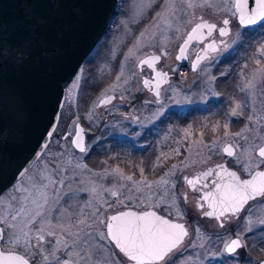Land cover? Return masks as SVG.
I'll list each match as a JSON object with an SVG mask.
<instances>
[{
	"label": "snow or ice",
	"instance_id": "snow-or-ice-1",
	"mask_svg": "<svg viewBox=\"0 0 264 264\" xmlns=\"http://www.w3.org/2000/svg\"><path fill=\"white\" fill-rule=\"evenodd\" d=\"M81 2L22 0L19 18L8 23L0 16V105L9 70L18 77L29 69L39 72L59 57L71 38ZM154 8L159 10L127 49L115 81L92 102L85 119L93 121L98 108L110 113L114 100L128 102L133 89L150 92L152 98L142 103L156 106L144 119L121 113L139 128L162 120L170 106L183 111L213 98L219 101L222 94L212 87L216 76H209L207 90L194 100L171 84L168 71L157 68L169 55L174 36L180 41L177 61L188 59L190 50L202 45L192 52L193 72L207 73L209 65L245 49L236 85L243 96H229L224 122L211 125L212 132L221 135L207 143L204 132L197 135L191 123L173 125L170 131L180 136L175 143L187 141L189 150L195 146L197 151L194 157L172 163L159 179L149 180L138 165L134 167L139 178L119 165L94 171L75 154L87 156L92 147L86 143L88 132L80 117L60 135L62 113L55 111L43 142L33 152L34 160L17 170L19 178L7 197L0 195V264H241V250L246 258L258 251L255 264H264V218L254 220L252 215L256 205L264 207V0H130L119 27L130 31V24L139 23ZM62 9L70 11L65 15ZM208 10L219 20L207 19ZM145 67L154 75H142ZM83 73L78 67L55 101L56 109L71 102ZM228 75L220 72L221 77ZM167 92L172 94L166 102ZM231 118L244 120V127L231 131ZM141 134L132 130L131 138ZM121 135L126 140L129 132L121 128ZM173 156H181L180 147L160 151L152 171ZM214 156L229 159L211 163ZM197 165L200 170L186 174ZM108 177L115 182L106 187ZM185 189L197 194L195 208L216 222L215 231L207 233L198 225L190 231L182 207L189 203Z\"/></svg>",
	"mask_w": 264,
	"mask_h": 264
},
{
	"label": "flooded vegetation",
	"instance_id": "flooded-vegetation-1",
	"mask_svg": "<svg viewBox=\"0 0 264 264\" xmlns=\"http://www.w3.org/2000/svg\"><path fill=\"white\" fill-rule=\"evenodd\" d=\"M120 1V8L117 12V14L122 9L123 0ZM159 0L157 1V3ZM159 8H154L152 11H149L147 14V17L144 18L142 21L140 20L139 23H132L131 26V35L130 37H126L123 43H125L117 53L113 56L115 57L114 61L110 62V71L111 75H109V79H107L108 85L103 86V83L100 82V78L98 77L99 74H104L99 70L98 63L103 60L104 62L108 61L110 58V44L108 43V40H105L104 37L107 33L110 31V27L106 29L104 34L102 35L99 43L97 44L96 48L93 50V52L86 58L83 67L85 66V71L82 79H85V83L87 84L89 80L92 78L97 77V81L102 83L101 86H95L96 90H93L95 93V99L103 92L105 88H108L111 83H113L116 79V75L119 72L120 63L124 57V54L126 52L127 45L131 46L132 43L135 40V37L139 35V32L144 29L146 25L151 23L150 19L155 15V11H158ZM150 12H153V14H150ZM116 14V15H117ZM217 19H214L210 16L206 15L207 19L211 20H219V16H215ZM219 39V37H217ZM180 42V41H179ZM178 42V43H179ZM177 46L174 49V53L169 54V57L171 59L174 57V61H171L168 65L165 67L162 66V62L164 61V58L162 57L161 61L157 64V68H162L164 71L169 72L170 76V82L174 87H177V90L181 94H189L193 97L194 100H198L200 95L204 93L208 88V79L209 76H216L217 80L213 83L212 87L216 92L221 93V97L219 98V101L215 98L211 99L210 102L207 105H199L194 104L190 107H185L183 111H181L176 106H170L168 108V111L164 118L160 121H156L154 124L149 125L147 128H139L136 125H130L127 120H123V116L121 113L124 114H135L141 117V119H144L145 117H149L151 115V112L155 110V105H143V100L145 99H151L152 94L150 92L144 91V92H137L135 89H133L132 94L128 96V102L121 104L118 101L114 100L113 104H116L115 108H111V112L109 114L115 115L114 118H112V122L104 123L102 122L100 125H98L99 131L95 133L94 135L88 133L86 137V143L90 145L91 138H95V143H92L91 150L87 156H83V154H80L78 151H76V155L79 154L82 156L85 163L88 164L90 168H92L94 171H101L104 167H116L119 165L122 167V164L120 162V159H126L130 160L131 162H135L136 166L137 164H140L142 166H146L147 172H152L151 165L155 161L156 156L161 151L171 152V149L180 147L181 156L176 157L173 156L171 159L166 161L164 163L163 167L157 168L155 171H153V175H155V179H158L160 176L164 174L165 171L168 170V167L172 163H179L181 159H185L190 154L193 155L197 151L195 146L189 150V142L182 141L181 145H177L175 143L176 140L180 139V136L178 135L177 131H170L173 125L176 126V128L183 127L184 125L191 123L193 125L194 131L198 135L199 132H204V139L205 142L210 143L212 139H214L216 136L221 135L220 132L213 133L211 130V125L214 124L217 120H220L222 123L224 122V113L227 110L228 107V97L229 96H235L237 99L242 98L243 94L239 93L238 89L236 88V85L240 81L239 73L241 71V66L245 62V49L244 48H238L235 52L232 53L231 56L226 57L225 59L213 63L208 66L207 73L200 72L199 70L197 72H193L191 70V63L194 60V55H192V52L198 51L202 45H195L193 49L190 50L189 57L186 60L177 61L175 59V56L177 55ZM99 47V48H98ZM172 51V48L171 50ZM95 52H97L95 54ZM96 55L95 58L91 59V63H88L90 58L93 55ZM173 54V55H172ZM101 61V62H103ZM114 63V65H113ZM98 65V67H97ZM203 66V65H202ZM146 72L142 75L145 76H151L154 75L150 69H147V67L144 68ZM172 69H176L175 72L172 71ZM139 70V69H138ZM225 71L228 72L229 75L227 77H221L220 72ZM106 74V73H105ZM82 81V80H81ZM104 81V80H103ZM165 88L167 85L164 86ZM98 89V90H97ZM171 92L164 93L165 99L167 102V96L171 95ZM127 95V94H126ZM132 97H136V99H133ZM110 107V106H109ZM65 108V109H64ZM92 108L89 107L88 111ZM75 112V106L70 104H65V106L62 108V116L60 121V126L58 128V133L60 135H63L68 125H70L71 120L75 119L71 115ZM70 114V115H68ZM69 116V117H68ZM107 118V117H106ZM231 131L236 132L239 131L241 128L244 127L245 121L239 118H231ZM104 121V120H103ZM81 124L85 126L86 131L88 132L89 127L94 129L93 123H87L86 119L83 118V121H81ZM209 125V127L205 128L204 125ZM128 128L131 130H138L142 134L141 136L137 137L135 140L133 139H123L118 136V134H112L111 131L116 132L119 128ZM167 137V139H165ZM59 138V137H57ZM196 137L194 136L193 139ZM142 141L144 142V146L138 145V142ZM160 145L162 148H160ZM55 148V145H54ZM160 149V150H159ZM136 152V154H135ZM138 152V155H137ZM140 155V156H139ZM130 156V157H129ZM140 157V160H138L137 157ZM110 157H115V159H110ZM225 159H229L227 157H219L214 156L213 161L211 163L216 162H222ZM107 160V165L103 164L102 162ZM143 161V163H141ZM230 167H234L233 165H229ZM201 166L197 165L195 168L188 169L186 174L191 175L197 170H200ZM135 170H137L136 167H134ZM138 171V170H137ZM178 187H180V184H178ZM187 190V189H185ZM189 194V203L188 205H182V207L185 210V218L187 221V224L190 225V231H192L197 225L201 227V229L207 233H211L216 230L215 224L216 222L212 219L202 217L199 212L195 208V198L197 194L192 193L191 190H187ZM253 219L257 220L259 218H264V207H261L260 205H256V207L253 209ZM258 237H253V239H257ZM242 255L240 257L241 264H255L256 258L259 256L258 251H251L250 256L246 258L245 254L243 253V250H241Z\"/></svg>",
	"mask_w": 264,
	"mask_h": 264
},
{
	"label": "water",
	"instance_id": "water-1",
	"mask_svg": "<svg viewBox=\"0 0 264 264\" xmlns=\"http://www.w3.org/2000/svg\"><path fill=\"white\" fill-rule=\"evenodd\" d=\"M118 8L119 0H82L71 38L50 67L39 72L29 69L19 77L9 70L8 88L0 105V195L19 178L17 170L34 160L33 152L43 142L53 113L61 112L55 107L61 90L96 47ZM69 11L61 10L65 15ZM22 14V0H0V16L6 22Z\"/></svg>",
	"mask_w": 264,
	"mask_h": 264
},
{
	"label": "rangeland",
	"instance_id": "rangeland-1",
	"mask_svg": "<svg viewBox=\"0 0 264 264\" xmlns=\"http://www.w3.org/2000/svg\"><path fill=\"white\" fill-rule=\"evenodd\" d=\"M158 1V0H157ZM130 3V0H123V4H122V9L120 10V12L118 13V16H116V17H114V19L112 20V24H111V26H110V31H109V33H107L106 34V36L104 37V42L103 43H105V40H108V43L110 44V46H109V48L111 49L110 50V58L111 59H109L108 61H106V62H104L103 60H101V61H103V62H99L98 63V65H99V70L101 71V72H103L104 73V71H105V73L104 74H99V78L101 79V80H107V79H109V75H111V71H110V68H111V66H110V62L112 61H114V59H115V57L113 58V56L117 53V51L119 50V48H121V46H123L125 43H123L124 42V40L126 39V37L128 36V37H130L129 35H131L130 33H131V26H129L130 27V31H128V30H125V29H122V28H120L119 27V22H120V20L121 19H124V14L126 13V11H127V6H128V4ZM152 11V10H151ZM150 14H153V12H150ZM207 16H210V17H212V18H214V19H217L215 16H217V15H213L212 14V12H211V10H208V12H207V14H206ZM146 17H147V15H146ZM145 17V18H146ZM143 20V19H142ZM141 20V21H142ZM150 21H151V19H150ZM150 24V23H149ZM131 25V24H130ZM178 42L179 41H177L175 38H174V36H173V39L169 42V44H168V53L169 54H171V53H174V49H175V47L177 46L176 44H178ZM123 44V45H122ZM132 46V45H131ZM131 46H129V45H127V48H126V52H127V49L129 48V47H131ZM99 48V47H98ZM171 48H172V51H170L171 50ZM113 50H114V54H113ZM125 52V53H126ZM97 52H95V54H96ZM93 55L91 58H90V60H89V62L88 63H91V59H93V58H95L96 57V55ZM173 55V54H172ZM164 58V61L162 62V66H166V65H168L171 61H174V57L171 59V57H169V55L167 56V57H163ZM123 59H124V57H123ZM123 59H122V61H123ZM111 60V61H110ZM98 65H97V67H98ZM113 65H114V63H113ZM83 69H84V71H85V66L83 67ZM136 71L139 73L140 72V70H138V69H136ZM146 72V70L144 69L143 70V73L142 74H144ZM83 75H84V73H83ZM85 80V79H84ZM103 83V82H102ZM102 83H101V85H102ZM133 83H135V82H133ZM112 84V83H111ZM101 85H99V86H101ZM105 86V85H104ZM82 87V86H81ZM93 90H95V86L93 87V89L91 90V92H86L85 94H84V101H83V99H81V97H82V94H81V88H80V90L77 92V91H74L73 93H72V96H71V102L70 103H68V104H70V105H74L75 106V112H74V114H72L71 116L72 117H76V116H79L80 117V120L81 121H83V118H85V116H86V114H87V112H88V109H89V107H91L92 106V102L95 100V97H94V94H93ZM98 90V89H97ZM93 94V95H92ZM117 95H119V93H117ZM117 102V104H118V100H116ZM116 105V104H115ZM110 108H111V106H110ZM65 109V108H64ZM95 113H96V118L93 120V121H88V120H86V122L89 124H91V123H93V126H94V129L95 130H93V128H90L89 127V129H90V131H89V129H88V133L90 134V136L93 134H95V133H97L98 131H99V127H98V125H100L102 122H104V123H106V121L107 122H112L113 120H112V118H114L115 117V115H111V114H109L108 113V111H105L103 108H98V109H95ZM68 115H70V114H68ZM69 117V116H68ZM107 117V118H106ZM104 120V121H103ZM124 120V119H123ZM121 128H123V126H121ZM121 128H119L116 132H113V131H111V133L114 135V134H118V136L119 137H121V138H123L122 137V135H121ZM124 130H126V131H128L129 132V136H128V138L127 139H132L131 138V130L130 129H128V128H123ZM96 135V134H95ZM124 139V138H123ZM95 138H91V141H90V145H92V143L94 144L95 143ZM144 142H142V141H139L138 142V145H142V146H144ZM160 148H162V146L160 145ZM160 150V149H159ZM161 151V150H160ZM76 156H81V155H79V154H77ZM120 162H121V164H122V167H120L126 174H132V173H136V178H139V174H138V171L137 170H135L134 169V166H136V163L135 162H131L130 160H126V159H123V158H121L120 159ZM38 163V162H37ZM138 166H140V167H144L145 168V174H146V176H147V178L149 179V180H156L155 179V175H153L154 173H153V171L150 173L149 171L147 172V169H146V166H142V165H140V164H137ZM114 167V166H113ZM113 167H109V168H113ZM99 170H97V172H98ZM155 176V177H154ZM159 179V178H158ZM115 181H114V179L112 178V177H108L105 181H104V184H105V186L107 187V186H111V184L112 183H114ZM16 183V182H15ZM11 188H12V185L7 189V190H5L1 195H3L4 197H7V195L11 192ZM195 250H193V249H189V253H192V252H194ZM177 264H179V261L177 262Z\"/></svg>",
	"mask_w": 264,
	"mask_h": 264
},
{
	"label": "trees",
	"instance_id": "trees-1",
	"mask_svg": "<svg viewBox=\"0 0 264 264\" xmlns=\"http://www.w3.org/2000/svg\"><path fill=\"white\" fill-rule=\"evenodd\" d=\"M100 82H103V86L104 85H108V80H105V81H103V80H101L100 79ZM100 82H98L97 81V77H95V78H92L91 80H89V82L86 84L85 83V80L84 79H82V81H81V94H82V97H81V99H83V101H84V94L86 93V92H91V90L93 89V87L94 86H99V85H101V83ZM96 90V89H95ZM93 94H95L94 93V91H93ZM92 94V95H93ZM135 154H136V152H135ZM137 155H138V152H137ZM140 156V155H139ZM137 157L138 158V160H140V157ZM130 157V156H129Z\"/></svg>",
	"mask_w": 264,
	"mask_h": 264
}]
</instances>
